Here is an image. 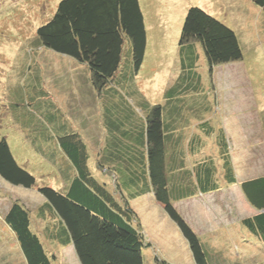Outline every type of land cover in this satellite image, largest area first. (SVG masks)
<instances>
[{"label": "trees", "instance_id": "1", "mask_svg": "<svg viewBox=\"0 0 264 264\" xmlns=\"http://www.w3.org/2000/svg\"><path fill=\"white\" fill-rule=\"evenodd\" d=\"M253 1L264 10V0ZM147 41L139 0H61L53 18L37 28L30 44V58L32 52L36 56L25 58L21 79L29 88L33 114L45 129L31 121L30 133L25 134L32 138H27L30 146L57 168L65 185L60 189L39 187L45 201L36 212L20 201L6 212L4 221L20 245L24 264H65L47 243L62 249L72 246L80 264H144L143 250L154 245L131 200L149 193L188 241L196 264H241L239 256L225 252L226 247L217 252L210 234H198L175 205L197 192L210 194L220 191L223 184L238 183L231 146L226 137L219 139L220 164L217 154L208 153L187 168L186 156L200 153L203 145L199 136L193 135L197 139L188 142L189 135L174 130L191 119L184 101L177 97L200 89L195 68L189 70L183 57L194 53L189 44L202 46L213 73L220 64L242 59L239 37L204 8L189 7L180 43L183 71L190 73H182L183 81L175 91L169 89L167 103L142 107L146 114L143 126L135 119L136 110L128 99L135 101L142 94L137 74ZM40 50L83 66L82 89L94 92L101 101L104 144L93 146L56 103L47 89ZM186 75L189 80H184ZM94 170L109 173L111 181L101 180ZM0 177L13 186L36 185L35 175L19 164L5 136H0ZM240 188L256 213L241 218L236 231L225 230L222 235H246L264 242V174L243 180ZM37 219L44 222L43 236L34 224ZM155 258L157 264H175L158 255ZM258 260L262 261L253 262Z\"/></svg>", "mask_w": 264, "mask_h": 264}, {"label": "rangeland", "instance_id": "2", "mask_svg": "<svg viewBox=\"0 0 264 264\" xmlns=\"http://www.w3.org/2000/svg\"><path fill=\"white\" fill-rule=\"evenodd\" d=\"M60 1L0 0V131L8 135L19 164L36 177V185L32 188L13 186L0 177V264H24L20 245L4 221L12 204L20 201L36 212L37 206L45 201L39 187L52 186L60 189L65 185L58 176L57 168L42 152L32 148L27 139L32 138L26 137L31 130V121L36 127L40 125L44 129L45 124H41L37 115L33 114L35 109L31 103L29 88L26 80L21 79V66L26 61L25 58L36 56L32 52L30 58V44L37 36V28L53 18ZM139 1L145 15L148 37L145 63L137 79L141 88L149 78L155 75L160 78L162 71H169L163 64L169 68L170 60L164 58L163 52L167 58L175 57L189 7L204 8L234 29L239 37L242 59L220 64L210 73L200 45L201 58L204 59L199 62L203 77L209 84L207 93L213 104L215 119L225 120L226 111L233 107L235 100L246 107L244 132L237 134L234 121L228 117L226 120H230L229 136L239 182L232 186L223 184L221 191L190 201L187 211L198 234L203 236L208 233L213 241H218L214 243L217 252L226 247L225 252L239 256L237 258L241 264H250L249 262L257 259H262L258 264H264V242L252 236L245 238L246 235H240L242 237L239 238V235L231 233L232 237L229 238L222 235L225 230L236 231L240 227L238 223L241 218L256 213L239 185L243 180L264 174V10L253 0ZM166 74V83H169L174 71ZM214 78L224 86H216L215 81H212ZM152 83L154 81L150 82L151 85ZM154 89H157L156 85ZM169 89L170 87H166L161 93L164 96L155 95V98L164 99ZM150 90H153L152 86ZM241 120L242 118L240 122ZM94 172L100 178L98 170ZM131 203L154 245L143 250L144 264H157L156 255L175 264H196L188 241L153 196L145 194L132 199ZM43 223L41 219L34 221L42 236ZM46 245L50 251L55 250L65 264H80L74 248L62 249L49 243ZM58 249L61 251L58 252ZM247 256L251 257L248 262V258H245Z\"/></svg>", "mask_w": 264, "mask_h": 264}, {"label": "crops", "instance_id": "3", "mask_svg": "<svg viewBox=\"0 0 264 264\" xmlns=\"http://www.w3.org/2000/svg\"><path fill=\"white\" fill-rule=\"evenodd\" d=\"M176 41L177 40L175 39V42ZM189 45H191V47L193 48L194 53L190 54V56L186 54L183 57L185 58V63L187 67L190 68L191 66V68L192 67L195 68V71L193 72L195 73L194 75L196 76L197 80H199L200 89L198 90L199 91L198 93H193V94L185 93L177 97V98H181V100L184 101L183 103L185 104V107L189 109L188 114L190 115L191 119L187 123L185 122L183 124H179L174 130H176V133L182 134L183 132L184 135L185 134L189 135L188 142L189 140L194 141L197 139L196 138L193 140L192 137L193 135L199 136L200 138L201 146L203 145L200 153L188 154L185 159L186 161L185 167L192 168L193 166L196 165L198 160L203 159L204 157L205 158L208 157L209 156L208 153L217 154L216 160L218 164L222 162V159L220 158L219 155V149H220L219 139L223 140V138L226 137L227 142H229V146H231V139L229 136L231 132L228 124L230 123L229 119L234 121L233 122V125L235 126L234 130L236 131L237 134L239 132H244V128H245L244 108L246 107L243 106L242 102L237 103V101L235 100L233 102V107L227 109L226 111L227 116L225 120L215 119L213 117V104L210 99V96L207 93L210 89L209 84L207 83V80H205L203 77L204 75L203 71L200 70L199 68L200 60L204 59L201 58L202 49L200 44L198 43H192ZM173 46L175 47V43L173 44ZM163 55L166 60H170L169 68H167V66L163 64L164 68L169 70L170 72L174 71V76L172 77L171 80L168 81L169 83H166L167 82L166 73H170L169 71L168 72L162 71L160 78L158 75L154 74L155 76L149 78L148 81L145 83V86H143L142 88L140 87V82L138 81L137 84L139 87L138 89L142 94H140L141 96L137 98V100L134 101L133 98L128 99L129 100L128 103H130L131 106L136 110L137 118L135 119L138 121V124H141L143 126L144 125L146 126V114L143 111V108H151L157 104L167 103V101L169 100V97L167 95H165L164 99L162 100H160V97L155 98V95L164 96L161 93L164 92V89L166 87H170L171 88L170 90L172 92L175 91L177 85L179 86L183 81L181 77L182 73L183 72L184 73L186 72L188 74L190 73L188 69L183 71V67H182L183 57L181 55V43L176 48L175 57L167 58L164 52ZM40 56H41V65L44 66V71L46 76L45 82L47 84V87H49L47 89L50 90V93L53 98L55 96L56 103L64 110L67 119L69 120L71 125L75 129L79 130V132H81L86 138L91 139V144L92 143L98 145L104 144V140L106 139L105 138L106 132L102 119L103 117L101 110V101L99 100V98H97L94 95V92H92L91 94L90 92L86 91V89H82L83 86L81 85L83 84V79L81 75L86 73V71L83 69V66L82 65L77 66L74 60H69V58H66L62 55L54 54L52 52H49L48 50H42V51L40 50ZM158 60L159 59H157V61ZM144 63H145V58L137 74V79L139 77V73ZM191 68L189 70H191ZM188 76L189 75H186L184 77V80L188 79ZM151 81H154V83H152L153 85L150 84ZM212 81H215L216 86L217 85L220 87L224 86L221 83V81L218 79L214 78ZM155 85L157 86L156 90L154 89ZM150 86L153 87V90H150ZM236 103L237 106L236 108H234ZM227 117L229 118L228 122H226ZM240 118H242L241 122H240ZM205 123L208 124L209 128L207 127V125H203ZM201 125L203 127H201ZM221 134L223 136L222 138L219 137V135ZM0 136L2 137L5 136L10 142L8 135L1 133V131H0ZM231 152H232V148H231ZM179 166L182 165L180 164ZM99 175L101 180H108V182L111 181V175L109 173L107 175L104 173V171H101L99 172ZM58 176L62 178L59 172H58ZM216 192H212L210 194ZM210 194H202L197 192L192 197L175 203L177 209L185 216V218L190 222L192 226L193 224L191 223L189 218L190 213H188L187 211L188 209L187 204L190 201L192 202L193 200L197 199L198 197H203ZM150 195L153 196L154 198L153 194ZM246 258H248V260L251 259V257L249 256H247ZM258 263H260L259 260L257 262H253L252 264H258Z\"/></svg>", "mask_w": 264, "mask_h": 264}]
</instances>
